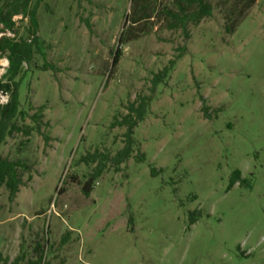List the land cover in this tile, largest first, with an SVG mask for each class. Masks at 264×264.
Masks as SVG:
<instances>
[{
  "label": "rangeland",
  "instance_id": "rangeland-1",
  "mask_svg": "<svg viewBox=\"0 0 264 264\" xmlns=\"http://www.w3.org/2000/svg\"><path fill=\"white\" fill-rule=\"evenodd\" d=\"M210 2L185 37L168 28L172 0H151L135 24L131 0H31L43 54L24 66L21 131L0 147L26 165L13 202L0 186V264L40 249L43 264H264V0ZM14 21L27 39L28 20ZM140 97L150 101L132 155L104 161L85 197L97 164L81 159L122 149L125 129L111 124ZM234 170L250 188H229Z\"/></svg>",
  "mask_w": 264,
  "mask_h": 264
},
{
  "label": "trees",
  "instance_id": "trees-1",
  "mask_svg": "<svg viewBox=\"0 0 264 264\" xmlns=\"http://www.w3.org/2000/svg\"><path fill=\"white\" fill-rule=\"evenodd\" d=\"M131 2L136 11L134 17L131 19L132 23H137V20L142 16L144 19L147 18L145 10L150 7L151 0H131ZM172 3L174 10L166 9L165 11V15L168 16V28L173 30L180 29L185 37H188L187 26L189 24L198 25L203 18L211 15L213 9L210 0H172ZM253 3L254 0H247L246 8H250ZM140 11L142 15H139ZM230 14H232V11H230ZM242 15L243 13H240L235 19L228 18L229 23L225 25L227 34H232L235 31ZM16 16L28 20L29 27L27 39H17L15 36L16 22L14 21V17ZM7 33L12 34V36H8ZM37 34L38 23L36 19V6H31V0H0V59L6 58L8 61V67L5 73L0 77V92L8 96V101L5 104H0V147L7 137L21 131L15 121L18 118L23 119L24 117V113L20 111L19 102V88L22 81V74L24 73V66L27 67L29 65L35 51L43 54L40 50V42ZM123 37L124 31L121 32L118 39L120 45L124 44ZM120 58L121 50L116 48L112 54L107 80L114 74ZM173 66L174 62L170 61L168 67H165L153 76L151 80V91L159 84H162L164 79L168 77ZM149 101V97H140L138 102L130 103L127 106L126 115L120 120L116 119L111 124L112 128L120 127L125 129L123 134L124 145L112 158H102L100 154L94 153L88 154L81 159L85 164H97L89 180L82 187V192L85 197L90 195V184L92 181L102 173L104 161L118 168L130 158L134 147V129L144 120ZM39 110H42V107H39ZM201 113L205 119H210L206 107L203 106L201 108ZM31 118L37 122V120H40L41 115L36 113L32 115ZM37 130H39V127H37ZM136 159L137 162H143L144 155L140 154ZM21 169H26V165L21 161H9L0 154V186H4L7 190V199L9 202L14 201L19 192V187L22 184ZM154 173L155 171L152 169L151 174L153 175ZM237 183L239 185L246 184L247 188L251 187L249 181L243 179L238 170H234L229 178V188ZM19 260V258H16L10 264H18ZM27 264H43L41 249L38 258Z\"/></svg>",
  "mask_w": 264,
  "mask_h": 264
},
{
  "label": "built area",
  "instance_id": "built-area-1",
  "mask_svg": "<svg viewBox=\"0 0 264 264\" xmlns=\"http://www.w3.org/2000/svg\"><path fill=\"white\" fill-rule=\"evenodd\" d=\"M3 62H0V77L5 73L6 68L8 67V61L6 60V58H3ZM8 101V96L2 94V92H0V104H5Z\"/></svg>",
  "mask_w": 264,
  "mask_h": 264
}]
</instances>
